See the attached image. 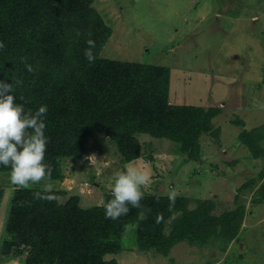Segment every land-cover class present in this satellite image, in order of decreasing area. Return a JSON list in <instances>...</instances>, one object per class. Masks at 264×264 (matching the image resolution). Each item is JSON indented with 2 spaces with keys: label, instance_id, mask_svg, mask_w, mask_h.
I'll list each match as a JSON object with an SVG mask.
<instances>
[{
  "label": "trees",
  "instance_id": "obj_1",
  "mask_svg": "<svg viewBox=\"0 0 264 264\" xmlns=\"http://www.w3.org/2000/svg\"><path fill=\"white\" fill-rule=\"evenodd\" d=\"M91 1L0 0V41L5 45L0 80L13 82L16 102L26 109L47 105L45 160L51 178L62 177L60 158L79 157L88 136L102 131L125 160L136 156L132 135L137 132L168 138L189 159L199 157L200 137L213 131L217 107L170 103L166 67L101 56L110 28L89 7ZM88 39L95 43L91 63L84 56ZM25 62L36 71L27 72ZM17 79L20 85H15ZM254 131L243 130L238 138L257 154ZM261 188L259 202L264 201V184ZM39 190L14 187L2 226L0 254L20 258L22 264H117L104 256L122 249L128 228L139 250L168 256L176 243L203 240L210 233L238 238L245 215L242 205L214 215L208 199H195L197 205L189 208L186 196L176 195L170 203L165 194H156L157 199L144 193L141 205L150 209L146 219H138L143 208L129 206L128 214L113 221L105 219L103 204L81 208L77 196L59 203L58 190L55 199L34 198ZM2 195L0 188V199ZM110 198L109 192L105 201Z\"/></svg>",
  "mask_w": 264,
  "mask_h": 264
},
{
  "label": "rangeland",
  "instance_id": "obj_2",
  "mask_svg": "<svg viewBox=\"0 0 264 264\" xmlns=\"http://www.w3.org/2000/svg\"><path fill=\"white\" fill-rule=\"evenodd\" d=\"M89 7L110 28L101 56L166 67L170 103L217 107L218 113L211 120L213 131L201 135L195 159L168 138L137 132L132 135L136 156L125 160L109 135L91 134L82 155L59 160L62 177L51 178L60 191L58 202L77 196L81 208L102 205L116 174L134 164L150 175L144 193L174 191L190 199L189 208L197 205L195 199H208L214 215L242 205L238 238L210 233L196 242H178L163 256L139 250L128 228L122 249L105 259L117 264H264V201H258L264 184V0H92ZM252 129L259 138L257 154L238 138ZM14 187L9 170H0V237ZM0 264L22 262L0 254Z\"/></svg>",
  "mask_w": 264,
  "mask_h": 264
},
{
  "label": "clouds",
  "instance_id": "obj_3",
  "mask_svg": "<svg viewBox=\"0 0 264 264\" xmlns=\"http://www.w3.org/2000/svg\"><path fill=\"white\" fill-rule=\"evenodd\" d=\"M86 44L88 47L84 50V56L91 63L95 60V43L88 39ZM4 46V42L0 41V49ZM24 67L29 73L36 71L30 63L25 62ZM14 83L20 85L22 81L17 79ZM14 91L12 81L6 83L0 80V166L9 170V180L18 188L29 189L39 185L40 190L33 192L34 198L55 199L52 168L45 160L48 142L45 134L47 105L41 104L35 110L26 109L23 103L16 102ZM150 183L149 173L134 164L119 171L111 186V198L102 205L105 219L117 220L128 214L129 206L143 208L138 219H146L150 209L141 205L144 198L142 187ZM153 195L159 199L158 195ZM165 195L170 203H174V191Z\"/></svg>",
  "mask_w": 264,
  "mask_h": 264
}]
</instances>
